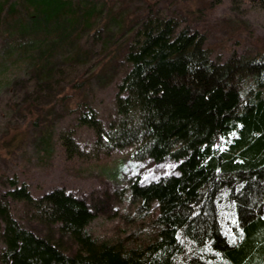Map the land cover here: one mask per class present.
<instances>
[{
	"label": "trees",
	"instance_id": "obj_1",
	"mask_svg": "<svg viewBox=\"0 0 264 264\" xmlns=\"http://www.w3.org/2000/svg\"><path fill=\"white\" fill-rule=\"evenodd\" d=\"M249 1L264 9V0ZM6 4L0 1L2 57H17L0 64V88L98 10L80 12L72 0ZM205 40L197 31L177 32L172 19H147L125 56L115 120L105 125L80 97L74 104L77 124L93 134L96 158L132 148L131 160L174 161L173 174L129 185L141 210L157 203V235L136 247L99 241L87 231L94 214L84 200L63 188L34 198L12 178L0 200L1 263L264 264V56L233 51L216 62ZM60 143L68 158L82 156L72 131ZM11 201L22 203L44 234L23 228Z\"/></svg>",
	"mask_w": 264,
	"mask_h": 264
},
{
	"label": "rangeland",
	"instance_id": "obj_2",
	"mask_svg": "<svg viewBox=\"0 0 264 264\" xmlns=\"http://www.w3.org/2000/svg\"><path fill=\"white\" fill-rule=\"evenodd\" d=\"M0 1L7 2V9L10 2L21 0ZM72 2L80 12L93 5L98 10L88 23L43 46L39 58L34 53L35 64L16 69L12 83L0 88V200L12 178L25 183L34 198L63 188L90 206L94 219L87 231L94 238L141 246L159 232V210L157 203L141 210L129 185L135 179L149 183L167 177L174 173L175 163L170 158L159 164L131 160L132 148L96 158L92 132L77 124V98L95 109L105 125L115 120L114 97L128 68L127 50L150 18L172 19L177 32L204 34V46L216 62L227 60L233 51L244 59L264 56V9L249 0ZM6 48L0 36V64L8 66L17 55L6 60L2 57ZM68 131L73 132L82 156L68 158L62 149L60 136ZM10 206L23 228L44 234L22 203L11 201ZM68 242L63 239L65 246H70Z\"/></svg>",
	"mask_w": 264,
	"mask_h": 264
}]
</instances>
